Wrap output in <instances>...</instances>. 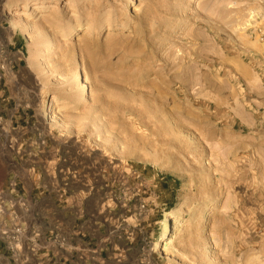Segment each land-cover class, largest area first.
Returning <instances> with one entry per match:
<instances>
[{"label":"rangeland","instance_id":"rangeland-1","mask_svg":"<svg viewBox=\"0 0 264 264\" xmlns=\"http://www.w3.org/2000/svg\"><path fill=\"white\" fill-rule=\"evenodd\" d=\"M26 1L0 0L10 205L45 208L66 181L62 202L115 208L131 264H264V0ZM240 206L262 211L248 230ZM0 230L14 253L49 233Z\"/></svg>","mask_w":264,"mask_h":264},{"label":"crops","instance_id":"crops-1","mask_svg":"<svg viewBox=\"0 0 264 264\" xmlns=\"http://www.w3.org/2000/svg\"><path fill=\"white\" fill-rule=\"evenodd\" d=\"M4 129L0 128L1 146L7 143V133L3 132ZM32 144L45 147L46 141L34 140ZM62 186L55 188L52 202L45 208H40L37 203L32 205L18 203L11 206L6 199L7 192L3 190L0 192V227L6 229L16 224L22 228L30 224L40 233L42 226L49 228L47 235H33L27 240L32 243L30 247L20 248L16 253L9 251L5 241L12 236L9 235L5 239L0 236V264H73L74 259L76 264H131L129 260L136 253L132 242L135 240L127 237V241L121 242L117 235L120 234L122 222L113 218L109 219V222L107 220V217L115 212V208L109 206L106 208L104 203L99 201L89 203L88 198L81 195L87 194L84 191L76 194L80 197V202H62L61 193L67 188L66 181ZM12 214L15 219H8L7 216ZM46 214L47 219L41 218L46 217ZM28 218L31 220L26 221ZM9 230L7 229V232ZM54 235L58 236L62 243H54ZM21 239L23 240L22 237ZM31 247L33 248L30 251Z\"/></svg>","mask_w":264,"mask_h":264},{"label":"bare ground","instance_id":"bare-ground-1","mask_svg":"<svg viewBox=\"0 0 264 264\" xmlns=\"http://www.w3.org/2000/svg\"><path fill=\"white\" fill-rule=\"evenodd\" d=\"M46 3V0H27L26 1V3H25V5H24V8H23V10H26V9H29L31 6H34V5H39V4H45ZM243 12V11H242ZM241 12V13H242ZM235 17H237V15L235 16ZM238 17H240V16H238ZM242 17V16H241ZM238 19V18H237ZM234 22H235V20H234ZM245 23H246V21H245ZM10 28L12 29H15V28H17V25L14 23V22H10ZM236 28H237V26H236ZM237 30V29H236ZM86 33H84L82 36L84 37V35H85ZM73 35H75V32H74V34H72L71 36H73ZM44 99H49V96H46V95H44L43 96V100ZM51 107H52V104H50V103H48L47 104V112H45L46 114L45 115H47V114H50V109H51ZM53 121V120H52ZM225 170V169H224ZM237 178V177H236ZM225 179V178H224ZM238 179H240L239 177H238ZM230 180H233V179H230ZM229 180V181H230ZM224 181V180H223ZM238 181V180H237ZM236 181V182H237ZM233 182V181H232ZM226 183H228V182H226ZM231 183V182H230ZM235 183V182H234ZM241 184V183H240ZM240 184H239V186H240ZM229 185V184H228ZM236 185H238L237 183H236ZM243 193V192H242ZM242 197H249V196H242ZM247 200H249V199H247ZM253 203V202H252ZM246 204V203H245ZM255 205V204H254ZM176 213H178V212H176ZM176 213H169V215H167L166 217H165V219H164V221H163V223H162V228H161V233H160V236H161V238H160V240H159V243L155 246V248H157V249H160L161 248V246H162V244H163V241H165V239H167V237H168V235H169V233H170V224H171V222H173L172 221V219L175 217V216H177V214ZM261 213H262V211L261 210H259V209H257V208H251V209H248V208H246V207H244V206H240V208L237 210V214L239 215V218H240V225H242V227L244 228H246V230H248L249 228H247L248 226H247V223L246 222H248V221H250V222H252V221H254L255 219L257 220V217H260L261 216ZM260 219V218H259ZM258 219V220H259ZM256 222V221H255ZM260 224H264V222H263V220H259V223H258V225L260 226ZM257 225V226H258ZM257 226L253 229V230H255V231H251L250 232V234H252V236L253 237H255V239L256 240H260V238L262 237V235H261V233H259L258 231H259V229L257 228ZM252 230V229H251ZM264 230V229H263ZM261 232V231H260ZM263 233V232H262ZM249 240V239H248ZM255 240V241H256ZM245 242V241H244ZM161 252H163V250L161 251Z\"/></svg>","mask_w":264,"mask_h":264},{"label":"built area","instance_id":"built-area-1","mask_svg":"<svg viewBox=\"0 0 264 264\" xmlns=\"http://www.w3.org/2000/svg\"><path fill=\"white\" fill-rule=\"evenodd\" d=\"M261 38V40H263V37H260ZM16 233H18V231L16 232ZM3 235V234H2ZM159 240H160V236H158L152 243H151V247H150V250L151 249H153V250H157L156 248H155V246L159 243ZM53 242L54 243H62V240H60L59 238H58V236H56V235H54V239H53Z\"/></svg>","mask_w":264,"mask_h":264}]
</instances>
